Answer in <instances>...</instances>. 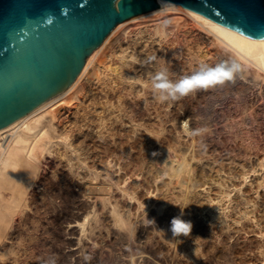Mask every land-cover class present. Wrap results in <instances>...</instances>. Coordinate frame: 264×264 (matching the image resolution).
Returning <instances> with one entry per match:
<instances>
[{"label":"rangeland","instance_id":"obj_1","mask_svg":"<svg viewBox=\"0 0 264 264\" xmlns=\"http://www.w3.org/2000/svg\"><path fill=\"white\" fill-rule=\"evenodd\" d=\"M213 42L176 11L112 42L110 69L86 84L90 69L59 109L67 143L56 132L50 153L35 151L0 264H264V76ZM220 63L238 66L232 81L177 101L153 95L157 71L176 81ZM180 215L192 230L173 238Z\"/></svg>","mask_w":264,"mask_h":264},{"label":"water","instance_id":"obj_2","mask_svg":"<svg viewBox=\"0 0 264 264\" xmlns=\"http://www.w3.org/2000/svg\"><path fill=\"white\" fill-rule=\"evenodd\" d=\"M264 38V0H164ZM157 0H0V129L67 88L120 22Z\"/></svg>","mask_w":264,"mask_h":264},{"label":"bare ground","instance_id":"obj_3","mask_svg":"<svg viewBox=\"0 0 264 264\" xmlns=\"http://www.w3.org/2000/svg\"><path fill=\"white\" fill-rule=\"evenodd\" d=\"M157 2L158 8L118 23L104 41L88 55L80 73L67 88L49 98L31 112L0 129V239L4 235L11 216L14 214L11 215V211L22 202L21 195L24 186H21V181L33 174L36 164L40 161L39 153L36 154L35 151L39 149L41 157L44 153H50L52 143H56V141L53 142L56 135L61 142L67 143L69 136L68 131L65 130V124L62 125L63 131L60 134L57 131L58 122L60 121H58L59 109L72 100L78 99L79 93L84 88V84L81 85L80 81L90 69L92 71L90 70V75L88 74L86 84L93 82V80H99L101 69L107 71L110 69L104 66L101 58L104 55L107 56L112 42L127 34V31L133 26L156 17L164 11L183 13L211 34L215 43L229 48L239 59L238 61L241 60L247 65L249 64L254 71L257 70L255 72L257 76L255 77L264 76V38L247 36L179 4L164 0H157ZM159 27L154 28L155 34L164 33L161 30V25ZM111 70L117 71V69ZM56 132L58 134L54 135ZM68 145H65V147ZM30 184L28 183V185ZM258 184L264 189V175ZM24 185L26 186V184ZM2 255L4 256V254ZM0 257H2L1 254Z\"/></svg>","mask_w":264,"mask_h":264},{"label":"clouds","instance_id":"obj_4","mask_svg":"<svg viewBox=\"0 0 264 264\" xmlns=\"http://www.w3.org/2000/svg\"><path fill=\"white\" fill-rule=\"evenodd\" d=\"M154 59L155 57H149L148 61L150 62ZM237 71H239V68L236 64L229 66L226 63H220L214 67L201 64L192 74L173 81L169 79L168 73L165 70H160L152 75L151 88L154 97L159 102L177 101L197 90L208 89L232 81L234 73ZM185 126L187 127V125ZM207 131L208 129L205 127L189 129V135L201 136ZM153 155H156V153H153ZM146 216L147 214L145 212V217ZM149 222L152 225H156L154 219L149 220ZM158 230L164 232L162 229ZM168 230L172 233L173 238L180 236L187 237L191 233L192 224L190 221L182 219V215H180L171 219ZM177 241L181 243V241Z\"/></svg>","mask_w":264,"mask_h":264}]
</instances>
